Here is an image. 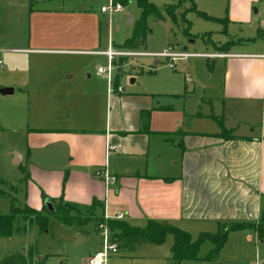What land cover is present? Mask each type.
<instances>
[{
	"label": "crops",
	"instance_id": "crops-1",
	"mask_svg": "<svg viewBox=\"0 0 264 264\" xmlns=\"http://www.w3.org/2000/svg\"><path fill=\"white\" fill-rule=\"evenodd\" d=\"M255 1L239 0L236 8L247 16ZM232 2L236 1L228 0L231 7ZM100 6L97 9L94 0H0V52L8 62L0 88L13 89L9 94L0 93V102L14 105L26 100L33 106L35 123L22 129L23 148L10 137L0 152V162L10 158L28 172L22 183L23 203L40 209L42 194L54 202L61 198L78 205L98 200L102 203L95 211L98 215L116 219V214H122L119 220L134 226L153 219L189 233L212 232L219 221H256L264 206V44L231 50L241 41L223 52L226 56L217 57L223 59L219 85H212L200 101L203 98L211 108L216 103L215 112L220 108V113L197 109L188 113L183 105L188 91L175 89L179 81L170 70L164 72L161 88L148 93L117 90L113 88L115 79L120 85L117 75L108 81L97 75L96 69L94 83L75 76L70 63H65L72 55L102 56L107 61L103 52L124 49L123 42L114 45L109 38L105 49L99 48L98 18L106 14ZM258 12L254 9V14ZM230 16L229 21H234L236 17ZM145 55L128 59V63L143 69ZM47 63H53L49 70ZM155 68L148 70L157 73ZM84 72L90 80V69ZM188 78L184 73V80L190 82ZM158 99L172 102L160 103ZM45 100L49 104L40 113ZM60 101L67 111L64 118L56 106ZM86 107L90 116L85 114ZM143 110H149L147 131L140 115ZM10 111L1 112L0 135L7 129L22 128L20 113ZM210 114L221 115L224 127L234 137L217 136V123L207 129L196 124L213 120ZM237 129L240 133H235ZM177 130L184 133L177 135ZM21 175L20 170L18 183ZM90 223L98 236L97 250L100 231ZM234 233H247V242L229 243L228 249L248 250V255L254 250L256 264H260L263 259L255 232L232 231L228 238ZM138 244L118 250L131 252ZM170 256L169 248L166 258L170 260Z\"/></svg>",
	"mask_w": 264,
	"mask_h": 264
},
{
	"label": "rangeland",
	"instance_id": "rangeland-1",
	"mask_svg": "<svg viewBox=\"0 0 264 264\" xmlns=\"http://www.w3.org/2000/svg\"><path fill=\"white\" fill-rule=\"evenodd\" d=\"M89 0H86L88 3ZM97 3V9L100 5L108 4L110 0H94ZM154 4L160 6L164 3H168L171 0H150ZM232 2V7L229 6L228 0H194L196 8L203 11L212 18H204L198 15L194 11H189L186 14V18L190 22L189 31L193 38H186L181 33L182 28L186 25L178 20L176 23L170 19H155L152 16L146 18V26L148 33L144 41L143 47L133 49L131 52L141 53L143 50L150 53H160L164 51L178 52L184 50L192 53H223L214 49L212 44L204 42L201 38L203 33H210L211 40L220 47L229 43H233L238 40L236 47H232L231 50L249 49L256 46H262L264 39L261 36H257L258 28L264 31V0H258L250 4L249 14L246 16L241 8H236L239 5V0ZM91 6L94 7V2ZM90 7V6H88ZM89 9V8H88ZM94 9V8H93ZM254 9H258L259 12L254 14ZM1 10V9H0ZM8 11V10H6ZM233 15L236 18L234 21H229ZM140 16V10L136 4V0H127L125 4L121 5V9L112 12L111 14H104L99 16V29L101 30L102 42L99 46L100 49H105L107 39L113 41L114 45L121 44L125 37L130 36L135 21ZM223 18H227L226 24H223ZM224 25V26H223ZM225 27V32L223 28ZM175 46V48H173ZM235 48V49H234ZM130 51L129 49H119ZM144 53V52H142ZM141 55H122L120 69H111V77L115 74L118 77L120 87L123 92L129 90L142 91L148 93L150 91H158L160 89L161 79L165 75L164 72L170 70L176 74L178 78V86L175 89L179 93L188 91L187 96L183 98V105L190 111L200 110L204 113L218 110L216 103L212 104L211 108L203 98L200 97L208 94L210 87L218 86L220 81V71L222 68V58L212 57L207 58L204 56H190L185 61H172L169 57L145 55V60L142 62V67L130 66L128 59H134ZM12 60L16 57H11ZM216 59L217 62L212 63V60ZM152 60L159 61L158 64L153 65ZM66 64L70 63V67L75 70V76L83 79L86 82L94 83L93 70L97 67L105 68L108 65V60L105 57L99 56L93 59V56L86 54L72 55L68 60H65ZM8 64L6 55L0 52V79L5 75V67ZM53 64V63H52ZM52 64L47 63L46 69L51 67ZM66 64H64L66 66ZM148 67H156L157 73L148 70ZM90 69L92 74L91 79L86 78L85 72ZM138 70V71H137ZM184 73H188L191 81L184 80ZM211 73V76L208 74ZM219 74V75H218ZM105 77L104 75H101ZM186 85V87L184 86ZM195 89L192 90V87ZM214 91V90H213ZM212 93H216L215 91ZM186 102H185V101ZM196 100L199 102H196ZM160 103L172 102L171 100L158 99ZM60 103V104H59ZM191 103H194L191 106ZM199 104V107L196 104ZM49 104L47 100L41 103L40 113H43ZM61 113V118H64L67 114L64 104L58 102L56 105ZM191 106V107H190ZM219 107V106H218ZM20 113V130L7 129L0 135V152L4 143L11 137L15 141L16 145L23 148L24 142V130H22L27 124L34 125L32 119L33 106L27 105L26 100L23 99L19 104L9 105L6 102H0V116L1 112ZM213 109V110H212ZM3 110V111H2ZM91 110L86 107V115L90 116ZM220 111V108H219ZM215 113H220V112ZM189 123V120H188ZM199 127L207 129L210 125L215 126L214 120H200L196 123ZM233 132V131H232ZM235 133H240L239 129ZM8 143V142H7ZM152 146V144H151ZM1 157V156H0ZM7 158V157H6ZM20 176V167L12 163V159L7 158L2 163L0 162V178L6 183H0V189L5 190L11 195H15L17 199V205H22L24 201V185L18 183ZM8 184L13 185V189ZM15 189V190H14ZM10 202L7 196L0 195V213H8ZM24 222L19 220L15 223V229L8 237H0V264H85L86 259L96 249V241L98 236L91 230L92 223L88 222L85 226H65L57 221L54 217H49V226L46 231H38L37 226L32 223L23 230ZM19 227V230L16 227ZM87 230V231H84ZM214 232L215 228H212ZM83 230V231H82ZM89 230V231H88ZM101 231L102 227L99 226L98 230ZM199 230L191 231V236L194 238L198 235ZM247 233H234L232 234L221 247L218 257L213 261L203 260H183L179 264H256L254 250L252 254L248 255L245 252L248 250H233L228 249L229 243L247 242ZM172 242V235L167 234L165 239L160 244L153 243H141L135 246V248L129 252L128 250H118L116 253H111L105 259L104 264H177L166 258L169 255V248ZM252 243V242H251ZM260 252V258L263 260L260 264H264V240L258 242ZM254 243L251 245L253 249ZM32 246L33 252L29 256L27 249ZM255 246V245H254ZM211 247L210 242L204 241L199 250V255L203 256ZM256 248V247H255ZM245 254V255H244ZM20 256L22 260H18L17 256ZM7 260V261H6Z\"/></svg>",
	"mask_w": 264,
	"mask_h": 264
},
{
	"label": "trees",
	"instance_id": "trees-1",
	"mask_svg": "<svg viewBox=\"0 0 264 264\" xmlns=\"http://www.w3.org/2000/svg\"><path fill=\"white\" fill-rule=\"evenodd\" d=\"M126 1L127 0H112V2L119 3L120 5L125 4ZM136 4L140 10V16L135 21L130 36L125 38L121 44V47L124 49L133 50L143 47L146 34L149 31L146 26V18L148 16H152L159 20L170 19L174 23L178 20L182 21L186 26L182 28L181 33L186 38H193L189 31L190 22L186 18V14L189 11H194L204 18H212L203 11L198 10L194 0H171L170 2L164 3L160 6L154 4L150 0H136ZM222 20L224 25L228 21L227 18H223ZM223 31L225 32V27L223 28ZM262 35V31L258 28L257 36L262 37ZM201 38L204 42L212 44L214 49L220 52H227L230 46L238 41L236 40L233 43L217 47L211 40L210 33H203ZM111 63L113 65L120 64L121 57L118 61L112 59ZM116 83L117 80L115 79L113 82V88L115 89L118 86ZM148 114L149 110H143L140 114L143 120V129L145 131L148 130ZM209 117H211L219 127L217 136L223 139H230L234 137L231 134V130L224 127L221 115L210 114ZM174 133L182 135L184 132L182 130H177ZM20 170L22 175L19 179V183L22 184L25 180H27L28 172L23 167H20ZM164 179L169 181L171 178L164 177ZM0 183L6 184L1 178ZM8 185L10 188H14L11 184ZM0 195L7 196L10 202L9 212L0 213V237L10 236L15 229V223L19 222V220H22L25 224L22 227L23 230L21 231H25L28 225L34 223L40 232L48 229L50 216L54 217L65 226H81L87 222H93L97 230L100 225H104L109 229V239L111 242L115 243L118 248H129L142 242L160 244L164 241L167 234H171L172 244L170 247V260L177 264L183 260H214L227 240L228 234L232 231L252 229L255 232L257 242H262L264 240V206L259 218L256 221H219L214 232L201 231L193 238L191 234L184 229L169 223L163 224L160 221L153 219H148L143 226H134L128 224L125 220L104 218L102 214L98 215L95 212L97 208L102 207V203L98 200H93L89 205H78L63 201L61 198L57 202H54V200H51L42 194V199L44 201L47 200L52 203L53 210L49 211L44 204L40 207V209L32 208L25 203L17 205L15 195H11L3 189H0ZM16 229L19 230V227L17 226ZM204 241L210 242L211 247L203 256H199L200 246ZM32 252L33 249L31 246L27 249V253L30 256ZM17 259L22 260L19 255L17 256ZM59 264L63 263L60 262Z\"/></svg>",
	"mask_w": 264,
	"mask_h": 264
},
{
	"label": "built area",
	"instance_id": "built-area-1",
	"mask_svg": "<svg viewBox=\"0 0 264 264\" xmlns=\"http://www.w3.org/2000/svg\"><path fill=\"white\" fill-rule=\"evenodd\" d=\"M121 5L119 3L112 2V0L109 1L108 4L100 6V11L103 13L111 14L114 11L120 10ZM107 58H108V65L103 68V67H97L96 68V74L97 75H104L108 81H110V73L112 69V59H115L117 56H122V55H144L148 53H138V52H131V51H126V50H116V49H108L107 51L103 52ZM148 55L152 56H162V57H169L172 61L176 60H184L190 56H204L207 58H212V57H224L226 54L224 53H192V52H187V51H172L171 49L169 51H164L160 53H150ZM188 80H190L188 78ZM117 90H120L121 87L118 85L116 87ZM111 148L115 146H109ZM104 218H108L106 215H104ZM116 219H121L122 214H116L115 215ZM102 227V230L100 231V245L97 250H95L93 253L89 255L87 258L85 264H104L105 259L109 256L111 253H116L118 251V247L115 243L111 242L109 239L110 231L109 229L104 226L100 225Z\"/></svg>",
	"mask_w": 264,
	"mask_h": 264
},
{
	"label": "water",
	"instance_id": "water-1",
	"mask_svg": "<svg viewBox=\"0 0 264 264\" xmlns=\"http://www.w3.org/2000/svg\"><path fill=\"white\" fill-rule=\"evenodd\" d=\"M214 61H215V59L212 60V63ZM12 91H13V89L11 87H2V88H0V93H2V94H9ZM43 204L47 207V209L49 211H52L53 210V206H52V203L51 202H49V201L46 200V201L43 202ZM162 223H164V222H162Z\"/></svg>",
	"mask_w": 264,
	"mask_h": 264
}]
</instances>
